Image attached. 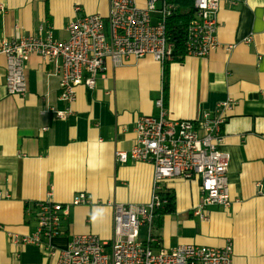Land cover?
I'll use <instances>...</instances> for the list:
<instances>
[{
	"label": "crops",
	"instance_id": "0c3cea01",
	"mask_svg": "<svg viewBox=\"0 0 264 264\" xmlns=\"http://www.w3.org/2000/svg\"><path fill=\"white\" fill-rule=\"evenodd\" d=\"M0 5L6 9L0 14V42L39 35L40 27L44 35L50 30L55 40L67 41L77 8L82 15L106 18L110 0H0ZM218 19L219 42L233 45L231 52L184 57L167 66V76L166 66L151 56L132 58L122 67L107 60L94 89H77L67 120L42 114L47 108L66 109L53 67L31 56L28 95L10 96L7 59L0 54V264H57L58 256L50 257L44 247H18L8 237L37 231L38 202L70 205L82 193L93 199L87 206H71L62 235L49 242L57 254L74 235L93 234L110 242L113 204H149L154 167L132 160L124 165L115 156L133 148L137 120L158 114L155 102L162 94L168 118L176 121L199 120L230 100L236 104L225 114L221 145L232 160L231 207H209L203 221L194 214L202 202L199 182L166 183L176 197V212L154 223L159 247L221 248L230 241L233 264H264V0H223Z\"/></svg>",
	"mask_w": 264,
	"mask_h": 264
},
{
	"label": "built area",
	"instance_id": "2783aa9c",
	"mask_svg": "<svg viewBox=\"0 0 264 264\" xmlns=\"http://www.w3.org/2000/svg\"><path fill=\"white\" fill-rule=\"evenodd\" d=\"M178 0H110L106 18L100 15H79L67 27V41L54 39L52 31L40 27L36 36H17L0 42V54L7 59L5 86L10 96L28 95L27 61L39 55L60 76V101L64 111L47 108L43 115L67 120L77 99V89H94L97 79L106 71L107 60L122 67L132 58L147 56L162 64L174 62V44L168 42L167 25L179 9ZM194 15L187 27L186 56L208 57L223 49L231 52L233 45L222 46L218 39V15L223 0H192ZM6 9L0 5V14ZM251 38L247 39L250 42ZM259 59H261L259 57ZM155 102L156 116H141L135 125L136 141L128 151L116 153V161L126 164L147 163L154 167L151 201L146 205L113 204V237L104 242L88 234L75 236L59 254L49 242L62 235L63 222L71 206L93 204L91 196L82 193L70 205L52 199L35 204L38 227L28 236L8 233L13 245L44 247L50 257L58 256L57 264H233L234 245L221 248L181 245L167 250L152 233L157 212L166 203L165 184L175 180L198 181L202 202L194 214L208 220L209 207L230 208L229 188L231 156L221 150L227 111L235 106L228 101L214 114L205 113L199 120H172L165 108L162 94ZM48 130V128H43ZM262 191V185H258ZM263 194V192H261ZM1 196V195H0ZM9 197L8 194L2 195ZM51 196V195H50ZM146 228V235L141 231ZM3 228L0 226V231Z\"/></svg>",
	"mask_w": 264,
	"mask_h": 264
},
{
	"label": "trees",
	"instance_id": "16d2710c",
	"mask_svg": "<svg viewBox=\"0 0 264 264\" xmlns=\"http://www.w3.org/2000/svg\"><path fill=\"white\" fill-rule=\"evenodd\" d=\"M193 2L192 0L176 1L179 9L168 21L167 36L168 42L174 44V62L182 61V58L186 56L187 27L194 15ZM169 64H166V76L168 74L167 66ZM165 89L167 90V86H165ZM163 196L167 204L157 212L156 219L176 212V197L168 190L163 193Z\"/></svg>",
	"mask_w": 264,
	"mask_h": 264
},
{
	"label": "rangeland",
	"instance_id": "374dc122",
	"mask_svg": "<svg viewBox=\"0 0 264 264\" xmlns=\"http://www.w3.org/2000/svg\"><path fill=\"white\" fill-rule=\"evenodd\" d=\"M153 227H154V226H153ZM143 231H144V235H146V232H147L146 228L143 229ZM143 231H142V232H143ZM153 233H154V231H153Z\"/></svg>",
	"mask_w": 264,
	"mask_h": 264
}]
</instances>
